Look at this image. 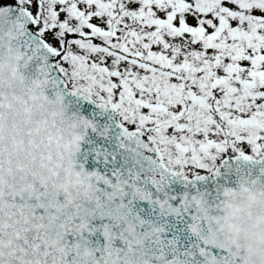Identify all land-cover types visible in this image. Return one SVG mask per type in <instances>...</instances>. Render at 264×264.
Returning a JSON list of instances; mask_svg holds the SVG:
<instances>
[{"label":"snow or ice","instance_id":"obj_1","mask_svg":"<svg viewBox=\"0 0 264 264\" xmlns=\"http://www.w3.org/2000/svg\"><path fill=\"white\" fill-rule=\"evenodd\" d=\"M0 264H264V0H0Z\"/></svg>","mask_w":264,"mask_h":264}]
</instances>
